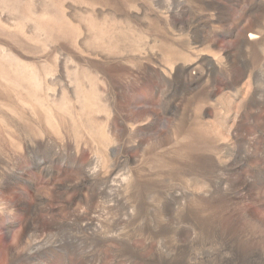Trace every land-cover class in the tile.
<instances>
[{"label": "rangeland", "instance_id": "rangeland-1", "mask_svg": "<svg viewBox=\"0 0 264 264\" xmlns=\"http://www.w3.org/2000/svg\"><path fill=\"white\" fill-rule=\"evenodd\" d=\"M0 264H264V0H0Z\"/></svg>", "mask_w": 264, "mask_h": 264}]
</instances>
